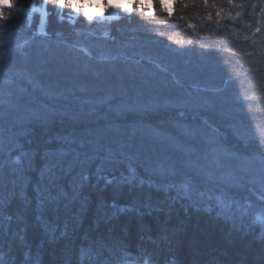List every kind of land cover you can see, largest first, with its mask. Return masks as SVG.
Returning a JSON list of instances; mask_svg holds the SVG:
<instances>
[{"label":"trees","instance_id":"1","mask_svg":"<svg viewBox=\"0 0 264 264\" xmlns=\"http://www.w3.org/2000/svg\"><path fill=\"white\" fill-rule=\"evenodd\" d=\"M148 2L108 23H88L74 0L0 4L9 17L0 21V85L11 78L0 121L15 126L7 149L47 147L37 184L44 204L31 185L22 199L0 191L5 264H82V251L102 264L118 246L148 250L155 262L264 264V225L246 217L264 212V186L253 183L264 177V0ZM137 73L146 87L132 88ZM210 73L227 81L203 91L199 77ZM234 99L241 110L224 105L239 108ZM136 140L147 157L131 154ZM116 148L130 152L134 174L117 171ZM0 151L1 183L24 188L9 173L21 162ZM225 151L240 154L245 171ZM157 169L172 175L165 189L135 186L134 175ZM195 183L210 194L199 189L197 199ZM183 185L186 198L173 189Z\"/></svg>","mask_w":264,"mask_h":264},{"label":"bare ground","instance_id":"2","mask_svg":"<svg viewBox=\"0 0 264 264\" xmlns=\"http://www.w3.org/2000/svg\"><path fill=\"white\" fill-rule=\"evenodd\" d=\"M167 53L169 54L168 61L175 62L176 57H175L174 53L170 52V51H168ZM174 59H175V61H174ZM211 74H213V73L199 77L200 78L199 81L205 82V84L203 86H200V88L203 91H210V90H212V88L217 89L219 87H222L225 85V83L227 81L226 79L217 80V79L211 77L212 76ZM231 75H232V73H229V77ZM60 76H62V75H60ZM94 76H97V75H94ZM52 78H54V77H52ZM10 80H11V78L9 77L3 85H0V99L1 100L8 93L7 87L4 85H6ZM34 96H36V95H34ZM72 102H74V100H72ZM34 104H35V102H33V105ZM68 104H73V103L68 102ZM35 105H37V104H35ZM56 116H57V121L61 119L60 113H58ZM1 122L2 121H0V149L7 151L8 152L7 155L10 154L11 156H14L13 157V158H15L14 162H17V161L21 162V165H18L17 163H16V166L10 165L9 166V173L14 174L15 176H13V177L19 181V184L24 185V188H17L16 187V189L14 191L11 188L10 189L7 188L0 181V191H3V189H7L6 192L8 193V199L10 201V200H13L14 196H17L20 198V195H22V198H24L25 193L28 189L27 187L31 185L33 188V190H31V191H33L36 195H38L36 198H34L35 201L37 203L41 202L42 204H44L40 198V197H42V195L40 194V192L38 190L37 184L40 183L39 180L42 177H44L43 175H44V172L46 171L45 167H46L47 163L42 159V157H43L42 153L47 151V147H44L42 144H38L37 147H35V146L29 147L30 151H28L27 148H24V155L22 154L23 150L21 151V149L17 153L9 151L7 149V147L9 146V143L12 141L11 138H13V136H14L13 135V132H14L13 128L15 126L12 124H9L7 122H5L3 124ZM143 138H146V137H143ZM147 141H149V143H152V144H153V142H155L154 140L149 139V138H147ZM134 143H135V145L133 146L134 152L131 151L132 152L131 154L136 155L137 159L138 158H140V159L145 158V157H147L149 152H151L150 149H148V148L146 150H144V149H141L139 147H136L137 145H139L141 143V142H138V140H136ZM147 150L149 152H147ZM153 151L160 152L159 146L157 145V149L152 146V152ZM127 153H130V152H124V151L116 148V150L112 152V155H111L112 158H109V159H111L112 161L114 160L113 161L114 165H116V164L118 165L117 171H119V172L123 171V172L129 173V174H134L135 162L126 163V161H124V157ZM113 154L115 156L114 158H113ZM157 154L159 155V154H161V152L157 153ZM157 154L155 153V155H157ZM167 157H169V156H167ZM167 160H169V159H167ZM42 162H44V163H42ZM185 172L188 173L187 171H185ZM190 176H192V174H190ZM134 177L136 178L135 186H141V183H140L141 180L145 179V180L150 181V182L155 181V185L157 184L158 186H163L164 189L167 186V184L172 180V175L170 174V172L168 170H162V169H157L155 172L154 171L153 172L149 171L147 173L141 172L138 175H134ZM220 180L221 179L219 178V174L214 173L213 179H212V184H211L212 188H215L220 183ZM189 184L190 183L188 182V185ZM16 185H17V183H16ZM196 185H197V192H195V193H196L197 199L200 196V192L205 193V194H210V191H208L204 188L198 187V183L191 185V187L196 186ZM173 187H174L173 189H176V192L178 193L179 196H181V197L185 196L186 188L184 185L179 187V188L176 186H173ZM199 189H200V192H199ZM187 197L190 198V193L187 194ZM22 198H20V199H22ZM185 198H186V196H185ZM262 206H264V205L262 204ZM43 211L44 210H42V211L40 210L39 213L43 212ZM243 214H244V211H243ZM259 214L261 217H264V212L262 210L259 211ZM246 217L249 218L251 222H254L252 220L254 217L253 214H252V216H246ZM251 217H252V219H251ZM233 218H234V216H233ZM249 227H251V226H249ZM6 236L7 235H4L3 241H0V246H1L0 247V262H1L0 264H5V262L7 261L6 260L7 255L4 252V249L2 248L4 246V244L6 243V242L4 243V241H5L4 238ZM103 246H105V245H101V247H103ZM80 250H83V249H80ZM103 251H106V250H103ZM126 252L127 251L125 250L124 247L118 246L110 252V255L109 254L108 255L102 254L101 260H104V262H101V263H104V264H136V263L137 264H146V262H147V264H164L162 262V260H159V262H155L152 259L153 257L150 256L151 254H149L148 250L144 251L140 256L129 253V255L123 257V254H125ZM130 252L131 253H137L136 251H132V250H130ZM84 254L85 253H83V251H82V255L78 257L79 261L82 264H89L90 262H92V259H90L87 254L86 255H84ZM25 256H26V254H25ZM14 264H27V263H25L24 261L21 262L19 259L18 261L14 260ZM169 264H183V263L179 262L177 260L171 259Z\"/></svg>","mask_w":264,"mask_h":264},{"label":"rangeland","instance_id":"3","mask_svg":"<svg viewBox=\"0 0 264 264\" xmlns=\"http://www.w3.org/2000/svg\"><path fill=\"white\" fill-rule=\"evenodd\" d=\"M74 1L76 2V5L78 7H80V8L84 7L82 10L85 13V17L87 15V18L88 17H92V19H91L92 21L95 20V21H99L100 22V21H111V20H113L116 17V13L117 12L123 11L124 9H126V7L131 2H133L135 0H127L126 3H119V4H115V5L110 4L108 6H105L102 12L98 11L100 6L98 4H94L93 0H74ZM139 1L141 3H144V0H139ZM171 1L172 0H166V1H163V2L164 3L167 2V4H170ZM31 9L33 10L34 13H37V14H41L42 13L41 11L37 10V9H41L40 7H37V6L35 7L34 6ZM88 20H90V19L88 18ZM102 35H104V34H102ZM102 35H99V36L100 37H104ZM70 59H73V58H70ZM134 76L135 77L132 79V83H133L134 87L131 86L132 88L139 89L140 87H143V86L146 87V85L143 83L144 82L143 79L141 78L142 76L139 73H137ZM155 77L157 78V76H155ZM149 80H150V78H149ZM141 81H143V82H141ZM151 84L156 85L153 82ZM150 90L155 92V89L152 86H150ZM153 94H151V97H148L149 99H146V98L144 99V102L148 101L147 104H144L145 107L149 108V105H152V101L154 100V99H152L153 98ZM209 97L210 96L207 95V98H209ZM233 101L235 103H240L241 104V101H238L237 99H234ZM224 105L225 106L228 105V107L229 106L233 107V109H235L236 111H239V110L242 109V104L240 105L239 108H238V106H236L234 104H224ZM244 105L246 106L247 104H244ZM152 110H153V108H152ZM245 112H248V111L245 110ZM11 113H12V111H11ZM14 115L17 116V113H14ZM256 117H258V116L256 115ZM245 118L246 119H255V117H253L252 113H249V112L245 115ZM252 134L254 135L253 138H256L258 136L257 132H253ZM224 155H225L226 158H229V157L232 158L233 157V160L235 161V163H233V164L237 167V170H239V172L245 171L244 167H243L245 162L243 161V159H241V155L240 154H235L236 155V157H235L233 153L225 151ZM253 178L255 179V181L253 182L255 187L261 188L262 185L264 186V177L259 178V176H257V177H253Z\"/></svg>","mask_w":264,"mask_h":264},{"label":"snow or ice","instance_id":"4","mask_svg":"<svg viewBox=\"0 0 264 264\" xmlns=\"http://www.w3.org/2000/svg\"><path fill=\"white\" fill-rule=\"evenodd\" d=\"M51 3L52 5H56L60 8H64L66 6H70L67 4V0H45V4ZM135 3H139V0H135ZM205 3H207V0H205ZM15 5H10V7H14ZM35 5L33 4V7ZM38 11L43 12V9H37ZM128 12L132 11V8L127 9ZM8 15L2 10L0 9V21H6L8 19ZM90 20L92 19V17H88ZM41 25H43V19L41 20ZM147 264V262H146Z\"/></svg>","mask_w":264,"mask_h":264},{"label":"clouds","instance_id":"5","mask_svg":"<svg viewBox=\"0 0 264 264\" xmlns=\"http://www.w3.org/2000/svg\"><path fill=\"white\" fill-rule=\"evenodd\" d=\"M4 2H10V0H0V4ZM126 2L127 0H93L94 4H98L100 6L98 11H101V12L103 11L105 6H108L110 4L115 5V4L126 3Z\"/></svg>","mask_w":264,"mask_h":264}]
</instances>
